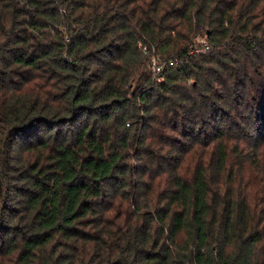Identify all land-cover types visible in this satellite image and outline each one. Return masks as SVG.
<instances>
[{
	"label": "trees",
	"instance_id": "16d2710c",
	"mask_svg": "<svg viewBox=\"0 0 264 264\" xmlns=\"http://www.w3.org/2000/svg\"><path fill=\"white\" fill-rule=\"evenodd\" d=\"M0 264H264V0H0Z\"/></svg>",
	"mask_w": 264,
	"mask_h": 264
},
{
	"label": "built area",
	"instance_id": "2783aa9c",
	"mask_svg": "<svg viewBox=\"0 0 264 264\" xmlns=\"http://www.w3.org/2000/svg\"><path fill=\"white\" fill-rule=\"evenodd\" d=\"M199 29L200 32L197 34L193 44L190 45L191 52H204L210 47L207 35L203 32L204 27L200 26ZM141 50L143 54L150 57V63L154 75L159 74L167 67V62L162 59L160 52H158L155 46L144 44L141 46ZM169 62L172 63V60H169Z\"/></svg>",
	"mask_w": 264,
	"mask_h": 264
}]
</instances>
